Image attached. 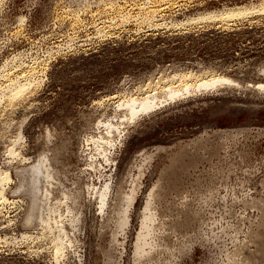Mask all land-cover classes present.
Returning a JSON list of instances; mask_svg holds the SVG:
<instances>
[{"label": "rangeland", "instance_id": "374dc122", "mask_svg": "<svg viewBox=\"0 0 264 264\" xmlns=\"http://www.w3.org/2000/svg\"><path fill=\"white\" fill-rule=\"evenodd\" d=\"M212 78L226 81L198 85ZM259 85L264 0H0V264H264ZM146 97L148 111L118 107ZM59 225L71 242L57 261Z\"/></svg>", "mask_w": 264, "mask_h": 264}, {"label": "bare ground", "instance_id": "6f19581e", "mask_svg": "<svg viewBox=\"0 0 264 264\" xmlns=\"http://www.w3.org/2000/svg\"><path fill=\"white\" fill-rule=\"evenodd\" d=\"M163 3V2H162ZM246 12H247V10H245ZM244 11V9H243V13L245 12ZM246 12H245V14H246ZM232 13V12H231ZM230 12H229V14H226V13H224V14H226L225 15V17L226 18H230V17H233L234 15H232ZM239 13H240V11H239ZM243 13L241 14L240 13V15H243ZM222 14V13H221ZM238 14V13H237ZM239 15V14H238ZM237 15V16H238ZM235 16H236V13H235ZM221 17H222V15H221ZM224 17V16H223ZM224 17V18H225ZM30 77V76H29ZM187 79V78H186ZM200 80V79H199ZM220 80L221 81H223V80H225L226 81V79H223V78H212V79H209V80H205V81H200L199 82V84L198 85H200V86H203V87H205V86H208V87H210V85H211V87H213V85L214 84H216V83H219L220 82ZM18 81V80H17ZM224 82V81H223ZM231 82V81H230ZM13 85H16V86H14L12 89H10V91L9 92H11V96L9 95V97L8 98H12L13 100L15 99V98H19V97H21L22 95H23V93L25 92V90L28 88V87H30V83H22V84H20V83H18V84H13ZM214 86H216V85H214ZM199 87V86H198ZM258 87H261V88H264V85H259ZM201 88V87H200ZM214 88V87H213ZM9 90V89H8ZM29 90V89H28ZM261 90V89H260ZM6 91V90H5ZM169 91V90H168ZM167 91V93H169ZM170 91H174L173 89L172 90H170ZM171 92V93H172ZM178 92V91H177ZM174 93H176V92H174ZM182 94V93H181ZM176 95V94H175ZM1 96H3V95H1ZM156 98V97H155ZM151 99L150 98H148V97H146V98H143V99H141V100H139V99H131V100H127V101H125V102H121V103H119L118 104V107L119 106H121V107H125L130 113H131V115H135V114H139V112L140 113H142V112H144V111H148L149 109H152L153 108V106L154 105H152V103L153 102H151L150 101ZM154 101V100H153ZM128 120V119H127ZM108 123V122H107ZM100 125V124H99ZM106 128H107V130H106V136L107 135H111V134H113L117 129H118V127L117 126H114V125H112L111 123H108L107 125H106ZM120 130V129H119ZM119 133V132H118ZM100 137V136H99ZM99 141V140H98ZM98 143V142H97ZM109 144H110V138L108 139V138H100V144H99V146H100V148L98 147V149H100V150H104L105 151V148H106V145L107 146H109ZM98 146V145H97ZM97 149V150H98ZM106 152H104V154H105ZM190 162H193V164H195L194 163V161H190ZM44 163H43V161L41 162V163H38V165H36L35 167H33V170H34V174L36 173V175H35V177H33L34 179H33V181H31L30 182V186H31V188H32V190H33V192H32V196H34V197H37L36 196V192L34 193V191H37L38 190V187L36 186V184L40 181V179H43V180H46V181H48L47 179L48 178H50V175H49V173L47 172V170L44 168ZM185 166H187V164L185 165ZM184 166V167H185ZM171 167V166H170ZM188 167V166H187ZM193 167H195V166H193ZM165 172L166 171H163L161 174H160V176H159V178L157 179V182H156V184L155 185H153V187L151 188V190H150V192H149V195H148V199H147V201H146V204H145V208H144V212H143V217H142V219H141V223H140V228H139V231H138V233H137V236H136V242H135V248H134V253H135V255H139V256H141V255H144L145 254V252H146V247L147 246H150L151 245V243H149V239H151L152 240V235H153V230H154V227H155V212H154V210H153V208H152V201H153V196H154V194L157 192V189H158V185L160 184V182H161V180H165V177H164V175H165ZM187 172V171H186ZM32 173V174H33ZM40 175V176H39ZM8 180H9V176L7 175V174H5L4 176H2V174H1V172H0V201H2V202H7V198L5 197V182H8ZM25 188V187H24ZM20 189H22V188H20ZM30 191V190H29ZM40 191V190H39ZM45 191V190H44ZM109 191V186L108 185H104V189H103V191H100L101 193H99L98 195V201H99V203H100V205H101V207H103V206H105V204L107 203V192ZM31 193V192H30ZM35 195H34V194ZM46 195V194H45ZM128 196H130V194H128ZM134 196H135V192H133V194H132V196H130V201H132L133 199H134ZM32 198V197H31ZM43 198H44V196H43ZM42 199V198H41ZM47 199V198H46ZM47 201V200H46ZM32 204L30 205L31 207H29L30 208V211H28V215H27V218L25 219L26 220V223H28L29 224V222L30 221H32L31 219H34L33 218V215H35V214H33L32 212L34 211V209H36L35 208V205H36V200H35V198H33V200H32V202H31ZM42 203V202H41ZM45 203V202H44ZM37 207V206H36ZM33 214V215H32ZM263 214H264V210H263ZM36 216V215H35ZM261 218L262 219H264V215H262L261 216ZM123 220H120V222H121V226H124V225H126V224H128V222H127V216H125L124 215V217L122 218ZM24 220V221H25ZM58 233H59V236H57V239L55 240V242H54V255H55V257H56V259H57V261L58 260H60V259H62L63 257H65L66 256V251L69 249H67V246L64 244V241L65 240H63V238H65V236H66V232H65V229L63 228V226H60L59 225V227H58ZM21 237L23 238H25V237H28L26 234H22L21 235ZM30 237V236H29ZM67 240V239H66ZM70 240V239H69ZM66 242V241H65ZM67 242L70 244V242L67 240ZM66 242V243H67ZM153 242V241H152ZM72 245V244H71ZM151 249H153L152 247H151ZM151 249H150V251H151ZM149 250V249H148ZM146 253H148V252H146ZM247 262H249V259L248 258H246V257H241L239 260H238V264H255L254 262H250V263H247Z\"/></svg>", "mask_w": 264, "mask_h": 264}]
</instances>
